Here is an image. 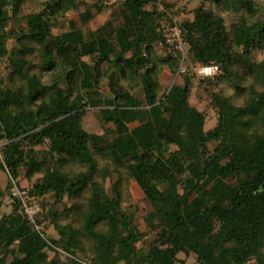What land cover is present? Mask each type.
<instances>
[{
    "label": "trees",
    "instance_id": "obj_1",
    "mask_svg": "<svg viewBox=\"0 0 264 264\" xmlns=\"http://www.w3.org/2000/svg\"><path fill=\"white\" fill-rule=\"evenodd\" d=\"M105 1L0 0V63L8 62L0 72V168L9 174L0 187V264H187L183 254L198 264H264V60L255 57L264 49V6L207 0L241 13L228 28L206 5L180 23L165 0ZM106 9L109 20L93 28ZM164 20L182 28L193 64L224 71L203 80L252 81L244 105L211 93L213 129L190 103L196 74L179 73ZM167 67L186 82L167 87ZM92 108L103 133L84 127ZM22 178L33 181L32 194L55 200L47 210L44 199L38 220L46 233L20 212L12 188H23ZM132 181L152 207L145 231ZM7 195L13 209L2 215ZM65 198L70 204L58 209Z\"/></svg>",
    "mask_w": 264,
    "mask_h": 264
},
{
    "label": "rangeland",
    "instance_id": "obj_2",
    "mask_svg": "<svg viewBox=\"0 0 264 264\" xmlns=\"http://www.w3.org/2000/svg\"><path fill=\"white\" fill-rule=\"evenodd\" d=\"M165 2L174 5L175 7L174 10L175 12L173 14L174 20L180 23L187 21L189 19H193L194 10L201 5H206L207 7L216 11L217 13H220L226 19L228 28H230L232 23L238 21L239 16L241 15V13H236L233 11H221V8L219 6H217L216 4H212V2L207 0H165ZM259 3L262 6H264V0H260ZM84 9L85 7L82 6L80 8V11H83ZM77 17H78L77 11L70 12L69 14L70 19ZM109 18H110V12L106 9L104 12L97 14L96 18L92 21L91 26L93 28H99L102 25H104V23H106L109 20ZM14 44H15V40L10 39L9 46L13 47ZM185 47H186V51H188L187 45ZM255 57L258 61H263L264 49L255 51ZM7 64L8 62L5 60L1 61L0 63V72L3 77L6 76L7 73V68H6ZM223 74L224 71L222 70L220 75L222 76ZM190 77H191L190 80H192L193 83V89L190 95V103L191 105L197 107L200 111L204 112L205 115L207 116V121L205 126L206 131L216 127V125L218 124V117H219L218 110L216 109L213 103L211 93H219L226 96H232L238 105H244L246 103L247 98H249V89L252 84V81L249 79L243 80L241 78H236L234 80H229V79L219 80L216 77L212 79L211 82L209 79L203 80L204 78L198 76L197 74L196 76H190ZM187 78L188 77H184V76H175L168 67L164 70L162 75V80L164 81L167 87H171L175 82L178 84H184ZM239 85L243 88V90L238 89ZM258 86L260 89L262 90L264 89V87L261 88L259 82H258ZM118 88H120V86ZM135 93L138 99V103L141 106H145L146 100L142 89L141 88L136 89ZM84 127L90 132H99V133L104 132L105 126L100 118L98 109L92 108L87 111V114L84 119ZM112 138L113 136L110 139ZM208 145L210 150L212 151L217 146V142L210 141ZM8 183H9V174L5 170L0 168L1 189H6ZM20 183L23 188H31L33 186V181H29L28 179L25 178H22ZM111 183H112L111 180L107 182V189L109 190H111L110 187ZM129 189L133 203L138 205L136 221L140 226V228L145 231L147 229L145 218L152 211V207L150 203L145 199L143 191L137 183L132 181ZM124 190L127 193L126 189ZM127 194L128 196H130L129 193ZM44 199H45V203L47 204L46 206L47 210L51 208L52 205L55 204V200L51 196H44ZM13 203L14 201L9 195L3 198L2 215L8 214L12 211ZM68 204H70V202L68 198H65L56 206L58 209H64V206ZM49 232L53 237H58V233L53 227L49 228ZM140 244L142 245L143 243L141 242L139 243V245ZM180 257L181 259H184L187 264H198L195 256L186 257L183 254Z\"/></svg>",
    "mask_w": 264,
    "mask_h": 264
},
{
    "label": "built area",
    "instance_id": "obj_3",
    "mask_svg": "<svg viewBox=\"0 0 264 264\" xmlns=\"http://www.w3.org/2000/svg\"><path fill=\"white\" fill-rule=\"evenodd\" d=\"M115 1L116 0H106L105 2L111 4ZM162 28L168 52L172 53L180 60V74L194 72L203 78H211L221 74V67L216 62H212L211 64H193L191 62L185 47L186 40L184 38V33L179 25L164 20L162 22ZM12 192L13 195L18 197L21 201L20 212L36 225V229L39 232L46 233L48 231L46 223L38 222L44 215V197L32 194L30 188H21L16 183L12 188Z\"/></svg>",
    "mask_w": 264,
    "mask_h": 264
}]
</instances>
